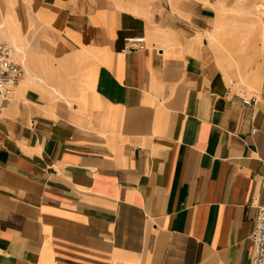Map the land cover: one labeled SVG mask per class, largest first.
Instances as JSON below:
<instances>
[{"label": "crops", "instance_id": "1", "mask_svg": "<svg viewBox=\"0 0 264 264\" xmlns=\"http://www.w3.org/2000/svg\"><path fill=\"white\" fill-rule=\"evenodd\" d=\"M6 2L30 61L0 102V264H250L264 58L215 48V2Z\"/></svg>", "mask_w": 264, "mask_h": 264}, {"label": "rangeland", "instance_id": "2", "mask_svg": "<svg viewBox=\"0 0 264 264\" xmlns=\"http://www.w3.org/2000/svg\"><path fill=\"white\" fill-rule=\"evenodd\" d=\"M37 4L38 1L43 0H34ZM96 1V0H95ZM111 2L122 4V6L129 8L134 11L142 12L144 8H151L158 5H165L167 1L175 0H109ZM207 2H215L214 5L223 3L226 7V11L221 12L217 11L218 17L216 19V26L219 21L227 22L229 20H239L242 24H246V27H254L257 29V33L253 31L250 34V40L246 42L245 49L248 53L247 56H243V53L239 52V44L231 41L227 38L222 30H218L215 26L214 34L212 35V44L215 48L219 49L218 51L227 57L228 60L235 61L238 63L239 68H244L246 63L249 62L248 56L251 57L254 52V47L262 46L264 41V0H207ZM33 4L27 3L26 1L23 4L24 7V19L25 22L29 20L31 30H28L27 37L32 41L34 38H37L41 34V27L38 24H35L33 20V13L37 12L36 6L32 7ZM0 10L3 13L5 10V0H0ZM235 11V12H234ZM6 12V10H5ZM5 12L3 17V22L6 23L14 31L13 26L8 23L5 18ZM237 12V13H236ZM239 12H241L239 14ZM246 12V13H245ZM243 13V14H242ZM245 13V14H244ZM242 14V15H241ZM1 17V16H0ZM263 23V24H262ZM251 24V25H249ZM253 24V25H252ZM255 24V26H254ZM263 29V35L259 34L258 31ZM2 41H6L0 38ZM264 58V51L260 56L257 57V60H262ZM258 64V63H257Z\"/></svg>", "mask_w": 264, "mask_h": 264}, {"label": "built area", "instance_id": "3", "mask_svg": "<svg viewBox=\"0 0 264 264\" xmlns=\"http://www.w3.org/2000/svg\"><path fill=\"white\" fill-rule=\"evenodd\" d=\"M144 41V37L127 38L124 48L126 50L140 49L144 47ZM13 54L12 45L0 40V102L8 99L25 71L22 63L16 60ZM256 101V97L243 98V102L248 105ZM255 130L256 128H253V131ZM251 236L253 255L250 264H264V202L257 203L255 227Z\"/></svg>", "mask_w": 264, "mask_h": 264}, {"label": "bare ground", "instance_id": "4", "mask_svg": "<svg viewBox=\"0 0 264 264\" xmlns=\"http://www.w3.org/2000/svg\"><path fill=\"white\" fill-rule=\"evenodd\" d=\"M6 3L7 2L5 0V10H6V5H7ZM214 6H215L217 11L224 12L227 10L223 3H219V4L214 5ZM5 10L3 11V13L0 10V16H1L0 17V38L2 37V39H5L6 41H8L9 44L12 45L13 53H14L13 55H14L15 59L18 60L19 62H21L23 66H25L26 62L30 61V58H29L28 53L26 52V49L24 46V38L18 37L16 35L15 31H13L10 26H8L6 23L3 22ZM240 13L241 12H239V14ZM249 25H251V24H249ZM246 26H248V25L246 24ZM246 26H245V24H242L239 20H235V19L229 20L227 22L219 21L217 26H216V28L218 30H222L224 32V34L227 38H229V39H231V41H234V42L239 44L238 50H239V52L243 53V56L248 55V53L245 49V45H246V42L248 40H250V34L253 33V31H255L257 33V31H256L257 29H255L254 27L251 28V27H246ZM254 26H255V24H254ZM258 32H259V34L263 35V29H261ZM263 51H264V41H263L262 46L254 47V52L252 53V56L251 57L248 56V59H250L249 62L253 63L254 61H256L257 57L260 56ZM256 63H257V61H256ZM221 67H222V65H221ZM235 73H236V71H235Z\"/></svg>", "mask_w": 264, "mask_h": 264}]
</instances>
